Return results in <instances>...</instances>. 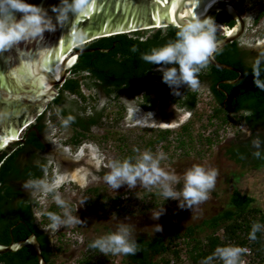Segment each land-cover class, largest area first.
Returning a JSON list of instances; mask_svg holds the SVG:
<instances>
[{"label":"trees","instance_id":"trees-1","mask_svg":"<svg viewBox=\"0 0 264 264\" xmlns=\"http://www.w3.org/2000/svg\"><path fill=\"white\" fill-rule=\"evenodd\" d=\"M252 1L249 6L257 7L252 20V24L256 25L264 16V2ZM210 17L215 23L228 28L235 23L223 12H214ZM147 31L149 34L145 35ZM176 31L177 28L167 26L161 29L116 34L97 38L79 47L77 50L92 51L82 52L76 56V61L69 70L71 77L65 78L60 84L56 95L46 108L50 106L57 108L62 105L64 93L84 101L80 92V87L84 86L86 89L99 91L107 102L112 103L119 101L123 93L134 97L135 94L142 92L139 107L145 114L153 113L158 103L155 94L163 96L166 100L165 96L172 89L162 81V73L157 71L160 66L145 62L141 56L149 53L152 48L163 46L169 40L175 39ZM220 38L221 35L217 32L216 39ZM133 48L136 51H133ZM212 60L227 65L232 70L218 69L209 63L198 74L200 83H206L208 95L214 104L210 117L221 129L227 123V115L238 116V122L244 124L252 136L246 141H231L224 147L223 155L228 162L241 169L263 170L264 88L258 87L254 80L259 79L264 83V53L251 56L239 46L237 40H234L218 48ZM256 70L259 72L258 76L255 74ZM189 89L184 88L182 96H175L169 103L186 112H193L198 91ZM58 111L61 120L64 123L67 121L65 124L74 131V136L69 139L71 143H77V138L83 137L91 127L98 125L101 119V112L97 111L86 117L71 115L65 110ZM45 113L46 109L36 115L25 128L21 136L23 141L20 140L16 146L0 155V245L7 246L11 242L33 235L44 263L51 264L53 251L48 248V237L41 232L39 226L43 225V222L36 223L32 215V207L37 208V204L30 200L29 194H24L21 190L25 181L30 178H41L43 175L45 160L38 158L45 148L40 139L46 130ZM172 113L168 112L170 118L175 115L174 111ZM161 119L165 121L166 117L162 116ZM188 126L189 124L177 126L174 133L176 149L184 150L188 147L189 144L185 145L190 141L187 134ZM146 129L155 132L153 138L144 144V149L147 150L154 144L165 141L170 133L167 127ZM257 137L262 142L259 157L254 155L258 149L252 144ZM185 138L189 140L185 142ZM204 141L209 143L208 138H204ZM237 179L239 176H232L233 186L227 193L224 204L212 214L181 229H173L166 233L145 232L135 235L136 254H121L119 264H168L170 261L173 264H182V255L187 264H201L217 247L226 245L240 246L248 250L241 256L243 264H264V229L256 232L255 239L250 238L254 223L264 225V197L258 200L244 186L237 185ZM95 192L93 189L92 193ZM87 245L92 254L97 253L98 249H92L89 247L90 244ZM60 249L58 247L55 251L59 252ZM0 264H38V261L31 246L25 245L15 252L0 254ZM77 264H90V260L83 258ZM213 264H222V261L217 259Z\"/></svg>","mask_w":264,"mask_h":264},{"label":"rangeland","instance_id":"rangeland-1","mask_svg":"<svg viewBox=\"0 0 264 264\" xmlns=\"http://www.w3.org/2000/svg\"><path fill=\"white\" fill-rule=\"evenodd\" d=\"M226 1L243 21V31L237 39L239 46L251 56L264 53V16L256 25L252 24L257 11L256 6H249L252 0ZM148 34L149 31L145 33ZM69 77L71 74L66 76ZM57 87L58 84L53 88L52 97L56 95ZM197 91L195 109L191 113L177 108L176 105L165 104L163 101L167 99H159L158 94L157 107L151 113L155 114L159 128L170 129L166 140L154 144L150 151L154 154L162 151L165 154L166 159L161 161V167L179 177L180 183L175 185L177 191L183 187L184 173L194 164L218 170L216 184L210 192L209 199L192 209H181L178 200H165L158 187L145 188L138 185L134 189H129L124 185L113 190L103 180L109 171L110 161L123 160L128 156L136 157L147 150L144 149V144L155 134L152 133L153 130L151 132L146 129L151 123H148L143 113L135 107L133 101L139 97L138 94L130 97L123 93L119 101L112 103L107 102L99 91L81 86L80 92L84 101L64 93L62 96L64 102L59 107L46 108L51 100L44 103L42 109H46L44 120L48 131L45 130L47 133L43 135L50 147L47 148V152L39 154L38 160L45 158L48 163H53L54 172L70 174L67 179L61 178L56 182L63 185L58 192L73 210L72 214L85 221L82 225L62 226L58 231L52 232L53 241L61 236L58 243H53L61 249L60 255L53 258L51 264H77L89 254L87 244L114 231L120 223L132 225L135 236L145 232L166 233L197 222L224 204L227 193L233 186L232 176H239L237 185L244 186L258 200L263 199L264 169L259 171L241 169L228 162L223 155L224 147L231 141L251 139V133L249 134L244 124L238 122V116L233 115H227V123L219 129L218 123L210 117L214 104L208 98L205 86L200 84ZM58 110L82 117L97 111L101 112V119L99 124L91 127L83 137H78L77 143H71L69 139L74 136V131L61 120ZM173 111L175 115L170 118L168 112ZM162 116L166 117L165 121L161 119ZM180 124H189L187 134L190 141L185 143L189 140L185 138V145H189L184 150L176 149L174 141L176 136L174 133ZM23 131L20 132L19 138ZM213 132L217 135L215 136ZM204 138H208L209 143H206ZM136 149L139 153L135 151ZM93 176L97 179L93 180ZM93 189L96 190L95 193H92ZM21 190L24 194H29L31 200L34 198L24 187ZM34 199H37L40 206L32 208L35 222H43V225H39L40 228L49 232L47 225L50 221L46 213L51 210L62 214V210L53 199L46 200L43 196ZM82 201H85L84 204ZM161 208L164 209L163 214L159 219H153L152 216ZM156 225H161L162 231L157 232ZM92 255L90 264H119L121 259V254L105 255L99 250ZM181 261L182 264H187L183 255Z\"/></svg>","mask_w":264,"mask_h":264},{"label":"clouds","instance_id":"clouds-1","mask_svg":"<svg viewBox=\"0 0 264 264\" xmlns=\"http://www.w3.org/2000/svg\"><path fill=\"white\" fill-rule=\"evenodd\" d=\"M224 2L228 4L226 0ZM91 9L92 4L89 0H61V4L58 7L52 8V12L56 13V23L54 24L52 18L42 7L26 3L25 0H0V52L10 49L22 41L29 42L41 39L45 31H54L57 25L63 26L68 21L69 13L74 14L78 18L88 15ZM16 12L22 13L19 19L15 17ZM234 26L235 23L231 28ZM176 27L175 39L169 40L163 46L152 48L149 53L142 54L141 58L147 63L159 65L160 67L157 68V71L162 73V81L173 90L175 95H179L178 90L181 86L186 85L193 91L200 88L198 74L214 58V54L218 51L219 47L216 34L218 32L222 37L223 31L217 29V24L212 17L201 18L198 15H192L190 19L185 20L183 24ZM161 28L157 27L145 30ZM73 34L75 35V31ZM81 46L76 45L71 51L77 50ZM133 51H136V49L133 48ZM75 61L76 57L74 62L68 66L64 80L69 75V70ZM257 64H259V61H257ZM168 65L171 66L169 67ZM255 74L256 76L259 75L258 70H256ZM254 83L258 87L264 88V83L259 79H255ZM60 84H58L57 88H59ZM206 93L210 99L207 89ZM52 99L53 97L50 100ZM136 100L137 98L133 101L134 104H136ZM43 111L42 109L35 116ZM32 120L27 121L24 125L22 124L20 132L25 130ZM45 133L47 132L43 134ZM20 140L21 137L18 139V142ZM261 143L259 137L252 141L253 147L258 149L254 153L257 157L261 154L259 151ZM135 151L139 153L138 149ZM164 159H166V156L162 151L154 154L150 150H145L134 158L128 157L123 160H112L108 164L109 171L104 175L103 180L113 190H117L124 185H127L129 189H134L138 185L145 188L158 187L165 200H178L181 209H192L194 206L209 199L210 192L216 184L217 169L194 164L184 173L183 187L177 191L175 185L180 183L179 177L174 172L166 171L161 167V161ZM41 160H44V158ZM53 168V163H47L45 160L42 175L44 177L30 178L24 182L23 187L34 198L43 196L46 200L53 199L55 204L62 210V214L55 212L46 213L50 221L47 229L54 233L62 226L82 225L85 221L81 220L77 215L72 214L73 210L58 192L62 189L63 185L54 184L48 180L47 175L54 172ZM92 179L96 180L97 177L93 176ZM34 198L30 200L35 202L37 207H40L37 199ZM84 202L82 201L81 203L84 204ZM163 212L164 209L161 208L152 216L153 219H159ZM262 229H264V225L254 223L250 238L255 239L256 232ZM156 231H162V226L156 225ZM89 247L98 249L105 255L109 253L113 255H134L137 252V241L133 235V226L128 223H120L114 231L95 239ZM247 251L245 248L234 245L217 247L201 264H213V261L217 259L222 261V264H243L241 256Z\"/></svg>","mask_w":264,"mask_h":264},{"label":"water","instance_id":"water-1","mask_svg":"<svg viewBox=\"0 0 264 264\" xmlns=\"http://www.w3.org/2000/svg\"><path fill=\"white\" fill-rule=\"evenodd\" d=\"M202 1L205 0H89L92 9L88 15L77 18L69 13L63 26L57 25L54 31H45L41 39L22 41L0 52V155L17 145L20 126L42 110L44 103L52 98L54 86L63 82L68 66H61V59L66 50L97 38L154 28L155 23H160V28L173 26L168 21L171 17L177 25H181L185 19L179 17L180 11L198 3L201 7ZM25 2L42 7L56 23V13L52 12V8L58 7L61 0ZM214 12H223L235 22V31L228 36L226 30L232 28L216 23L223 29L222 37L217 40L220 48L241 35L243 22L224 1L209 6L201 18L210 17ZM21 15L16 12V19ZM90 51L80 49L69 53L76 57L79 53ZM210 64L218 69L232 70L212 59ZM59 72V81H55ZM25 245L31 246L38 264H44L33 235L7 246L0 245V254L15 252Z\"/></svg>","mask_w":264,"mask_h":264},{"label":"flooded vegetation","instance_id":"flooded-vegetation-1","mask_svg":"<svg viewBox=\"0 0 264 264\" xmlns=\"http://www.w3.org/2000/svg\"><path fill=\"white\" fill-rule=\"evenodd\" d=\"M200 84H202V85H204L205 86V88H206V83H200ZM187 86H181L180 88H179V94L180 95H175L174 93H173V90L172 91H170V92H168L167 93V95L165 96L166 97V101H163L165 104H167V105H170V103H169V101H171V100H173V98L175 97V96H182V90L184 89V88H186ZM189 90H191V89H189ZM138 95H139V97L137 98V100H136V104H135V107H137L141 112H144L140 107H139V105H138V103L140 102V100H141V97H142V92H140V93H138ZM155 96H156V94H155ZM159 99H161V100H164V97H161V96H159ZM210 99H211V97H210ZM172 105V104H171ZM168 107H170V106H168ZM144 114V116L146 117V120L148 121V123H151V124H149V125H147V128L149 127H151V128H157L158 126V121L155 119V116H154V114H152L151 115V113L149 114V113H147V114H145V113H143ZM153 119H155V120H153ZM161 129H165L166 127H160ZM41 142H42V144L45 146V148H44V151H46L47 150V148H49L50 147V144L46 141V139H45V136L44 135H42L41 136ZM21 141H23V140H21ZM44 151H42V152H44ZM41 152V153H42ZM47 152V151H46ZM45 152V153H46ZM44 160H46L45 158H44ZM47 161V160H46ZM37 163H39V162H37ZM48 163V162H47ZM44 167H45V165L43 166V169H44ZM48 167V166H47ZM53 170H54V168H53ZM55 171V170H54ZM70 174H65L64 172H62V171H57V172H52V173H49L48 175H47V178H48V180L50 181V182H52V183H56L57 181H59L61 178H63V179H67L68 178V176H69ZM44 176H42L41 178H43ZM68 182H70L71 183V181L69 180ZM107 229V228H106ZM41 232L43 233V234H45L47 237H48V248L50 249V250H52L53 252H52V259L53 258H55L56 256H58V255H60V251L59 252H57V251H55V249L56 248H58L59 246L58 245H55V244H53L54 242H57L58 243V241H60L61 240V236H59L60 238L58 239H56V241L54 240L53 241V237H52V232L51 231H46V230H43L42 228H41ZM59 235V234H58ZM35 237V236H34ZM36 239V238H35ZM37 241V240H36ZM88 246V245H87ZM87 251H89V254L87 255V257H86V259L87 260H90L91 259V257L93 256L92 255V252L90 251V249H88ZM97 253H98V251H97ZM62 254V253H61ZM85 259V258H84ZM45 264V263H44Z\"/></svg>","mask_w":264,"mask_h":264},{"label":"bare ground","instance_id":"bare-ground-1","mask_svg":"<svg viewBox=\"0 0 264 264\" xmlns=\"http://www.w3.org/2000/svg\"><path fill=\"white\" fill-rule=\"evenodd\" d=\"M219 1H223V0H205V1H202V6L201 7H199V3L195 4V5H191L190 7L185 9L183 12L180 11L179 17L181 19H185V20L190 19L192 15H198V16L201 17L204 14L205 10L207 8H209V6H212V4H214L215 2H219ZM189 13H190V15H189ZM168 21L171 22L173 24V26H177V22H176V20L173 17H171ZM157 27H160V23H155V27L154 28H157ZM217 29L219 31L223 30L222 27H217ZM234 31H235V28H232L230 31L226 30V35L227 36L231 35ZM74 46L75 45H73L71 48H69L68 50H66L64 52V54L62 56V59H61V66L62 65L69 66V65H71L74 62L75 57L70 55L71 49ZM59 77H60V72H59V75H58V79H56L55 81H59Z\"/></svg>","mask_w":264,"mask_h":264},{"label":"built area","instance_id":"built-area-1","mask_svg":"<svg viewBox=\"0 0 264 264\" xmlns=\"http://www.w3.org/2000/svg\"><path fill=\"white\" fill-rule=\"evenodd\" d=\"M168 264H173V262H172V261H170Z\"/></svg>","mask_w":264,"mask_h":264},{"label":"snow or ice","instance_id":"snow-or-ice-1","mask_svg":"<svg viewBox=\"0 0 264 264\" xmlns=\"http://www.w3.org/2000/svg\"><path fill=\"white\" fill-rule=\"evenodd\" d=\"M189 15H190V13H189ZM57 79H58V77H56Z\"/></svg>","mask_w":264,"mask_h":264}]
</instances>
